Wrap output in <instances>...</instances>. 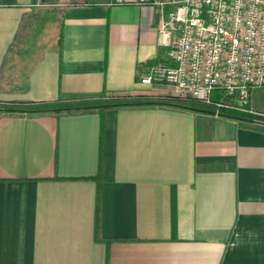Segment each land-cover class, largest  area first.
Returning <instances> with one entry per match:
<instances>
[{
  "label": "crops",
  "instance_id": "crops-1",
  "mask_svg": "<svg viewBox=\"0 0 264 264\" xmlns=\"http://www.w3.org/2000/svg\"><path fill=\"white\" fill-rule=\"evenodd\" d=\"M108 1L0 0V102L169 94L159 7ZM0 264H264V116L0 113Z\"/></svg>",
  "mask_w": 264,
  "mask_h": 264
},
{
  "label": "built area",
  "instance_id": "built-area-1",
  "mask_svg": "<svg viewBox=\"0 0 264 264\" xmlns=\"http://www.w3.org/2000/svg\"><path fill=\"white\" fill-rule=\"evenodd\" d=\"M124 0H109V5ZM159 7L157 44L169 62L139 77L165 85L172 97L194 98L217 108L264 116L248 106L264 85V0H137ZM173 5L165 11L166 5ZM221 94L213 99L212 94Z\"/></svg>",
  "mask_w": 264,
  "mask_h": 264
},
{
  "label": "trees",
  "instance_id": "trees-1",
  "mask_svg": "<svg viewBox=\"0 0 264 264\" xmlns=\"http://www.w3.org/2000/svg\"><path fill=\"white\" fill-rule=\"evenodd\" d=\"M61 45V34H60ZM59 45V46H60ZM216 98H220L221 94H216ZM163 104L169 106H177L190 110L219 113L236 118H242L243 112L235 111L227 108H217L212 104L205 103L194 98H179L165 95L162 97H151L146 95H108L102 93L96 97L81 98H58L53 101H20V102H0V108L6 109L4 112L12 113H30L32 115L45 113H64L91 111L94 109H105L109 107H120L130 105H148ZM0 112V113H4ZM97 183V199L95 207L94 232L97 234L99 227V175L95 177Z\"/></svg>",
  "mask_w": 264,
  "mask_h": 264
},
{
  "label": "rangeland",
  "instance_id": "rangeland-1",
  "mask_svg": "<svg viewBox=\"0 0 264 264\" xmlns=\"http://www.w3.org/2000/svg\"><path fill=\"white\" fill-rule=\"evenodd\" d=\"M50 30H51L50 33H51L52 31L57 32V26L55 25L54 27H51ZM215 97H216V95H215V93H213V94H212V98L215 99Z\"/></svg>",
  "mask_w": 264,
  "mask_h": 264
},
{
  "label": "water",
  "instance_id": "water-1",
  "mask_svg": "<svg viewBox=\"0 0 264 264\" xmlns=\"http://www.w3.org/2000/svg\"><path fill=\"white\" fill-rule=\"evenodd\" d=\"M6 109L4 108H0V112H4Z\"/></svg>",
  "mask_w": 264,
  "mask_h": 264
}]
</instances>
